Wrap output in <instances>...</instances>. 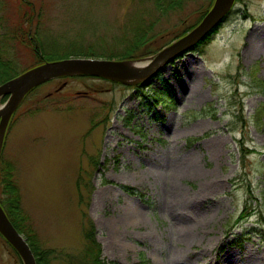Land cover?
Segmentation results:
<instances>
[{"label": "rangeland", "instance_id": "1", "mask_svg": "<svg viewBox=\"0 0 264 264\" xmlns=\"http://www.w3.org/2000/svg\"><path fill=\"white\" fill-rule=\"evenodd\" d=\"M22 1L0 0L1 32L25 33L21 15L30 9ZM30 1L42 12L38 36L53 57L125 51L114 46L119 28L141 9V0ZM211 1L189 0L158 21L150 49L169 45ZM14 40L17 69L33 65L25 38ZM257 43L264 46V0H237L211 42L164 62L140 85L79 77L49 99L62 82L33 92L4 153L42 246L79 254L87 215L105 264H264V55L255 53ZM187 58V75L166 74ZM132 207L138 215L126 226ZM184 220L195 225L189 232ZM0 264H23L1 236Z\"/></svg>", "mask_w": 264, "mask_h": 264}, {"label": "trees", "instance_id": "2", "mask_svg": "<svg viewBox=\"0 0 264 264\" xmlns=\"http://www.w3.org/2000/svg\"><path fill=\"white\" fill-rule=\"evenodd\" d=\"M15 1L18 3L19 0ZM188 1L189 0H141L139 6L141 9H138L137 12H134L130 18L125 21L119 28V34L115 39V43L119 46L123 45L122 48H124L125 51L118 50L111 53H99L90 49L94 53L78 51L77 53L79 54H74L118 59H133L149 55L153 52V50L150 49V43L156 37L153 30L156 28L157 22H160L162 18L173 14L175 11L183 10ZM22 4L30 9L27 12H22V15L20 14L22 16L21 20L23 19L21 24H26V29H24L25 33H22L23 31L20 32L18 28H15L12 33H5L0 30V83L21 72L20 69H17L16 64H18V59L15 55L14 47L9 45V41L15 42L14 39H17L24 42L25 38L24 43L27 46L30 45L36 55L37 59L35 64L60 58V56H50V53L44 48L43 40L38 36L40 29L39 20L42 12L36 11L35 4L30 0H23ZM205 11L206 10H201L198 12V20L202 18ZM34 31L35 33H33ZM218 31L219 27L213 29L212 32L201 41L197 48H202V46L211 42ZM18 32L21 33L20 36L17 35ZM66 56L68 55H64L63 57ZM54 104L56 107L59 106L57 103ZM78 185L80 187L81 183L79 182ZM80 196V200L83 202V195L81 192ZM0 201L18 230L24 233L28 238L36 255L38 264H64V262L68 264H105L102 259V245L97 239L96 225L87 215H85L83 223L84 248L79 254H64L57 249L44 248L42 246L38 238V233L30 222V215L24 208L20 187L15 176V165L4 152L0 159ZM241 217H243V215Z\"/></svg>", "mask_w": 264, "mask_h": 264}, {"label": "water", "instance_id": "3", "mask_svg": "<svg viewBox=\"0 0 264 264\" xmlns=\"http://www.w3.org/2000/svg\"><path fill=\"white\" fill-rule=\"evenodd\" d=\"M235 1L214 0L212 7L198 25L154 56L135 60L70 57L47 61L0 84V98L9 95L5 103L0 106V152L13 113L33 88L53 78L73 75H92L124 84L139 83L162 63L194 47L225 19ZM147 59L151 60L149 67L139 65L140 61ZM0 233L19 253L24 264H37L35 254L26 237L14 226L1 203Z\"/></svg>", "mask_w": 264, "mask_h": 264}, {"label": "bare ground", "instance_id": "4", "mask_svg": "<svg viewBox=\"0 0 264 264\" xmlns=\"http://www.w3.org/2000/svg\"><path fill=\"white\" fill-rule=\"evenodd\" d=\"M254 34V37H256V39L255 40H258V41H260L259 40V38H260V35L258 34V33H256V32H254L253 33ZM257 42V41H256ZM263 49H264V46L263 45H260L259 43H257V46L255 47V53L256 54H263L264 55V51H263ZM189 58H187V59H184V60H181V61H179V62H177L174 66H168L167 68H166V74L169 76V77H173V78H176V79H180V77H178L174 72H175V68H177V70H179V71H184V75H187L188 73H189V67H190V61L188 60ZM146 63V60L145 61H140L139 62V65H141V66H143V64H145ZM162 66V65H161ZM133 209H127L128 211H127V216L123 219V222H125V224H126V226H129V224H132V222H133V220L134 219H132V217L134 216V215H138V210H137V208H134V207H132ZM187 218H189L188 216H187ZM186 218V219H187ZM139 222V226H141V225H143V223H144V221L143 220H140V221H138ZM191 222H193V221H191ZM124 224V225H125ZM193 226H195L194 224H191V223H189V222H187L186 220H184V228L189 232L191 229H192V227ZM124 228H128V227H124ZM186 234H188L187 232H184L183 234H182V236L183 235H186ZM118 246H119V248H121V249H126V250H130V247L128 246V243H126V242H120V244H118ZM186 264H189V263H186Z\"/></svg>", "mask_w": 264, "mask_h": 264}]
</instances>
